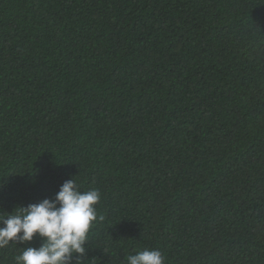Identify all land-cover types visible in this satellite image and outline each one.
Segmentation results:
<instances>
[{
  "label": "trees",
  "instance_id": "obj_1",
  "mask_svg": "<svg viewBox=\"0 0 264 264\" xmlns=\"http://www.w3.org/2000/svg\"><path fill=\"white\" fill-rule=\"evenodd\" d=\"M71 178L85 264H264V0H0V213Z\"/></svg>",
  "mask_w": 264,
  "mask_h": 264
},
{
  "label": "clouds",
  "instance_id": "obj_2",
  "mask_svg": "<svg viewBox=\"0 0 264 264\" xmlns=\"http://www.w3.org/2000/svg\"><path fill=\"white\" fill-rule=\"evenodd\" d=\"M100 197L98 189L82 191L71 178L51 199L0 213V248L13 242L24 244L38 236L40 246L23 247L14 258L15 264H85L89 231L94 223L105 220L95 208ZM125 264H164V256L159 249H142L128 255Z\"/></svg>",
  "mask_w": 264,
  "mask_h": 264
}]
</instances>
